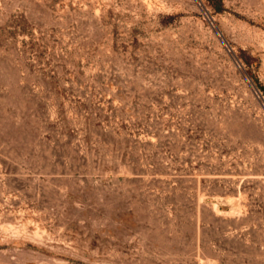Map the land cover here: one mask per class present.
I'll return each mask as SVG.
<instances>
[{"label": "rangeland", "instance_id": "1", "mask_svg": "<svg viewBox=\"0 0 264 264\" xmlns=\"http://www.w3.org/2000/svg\"><path fill=\"white\" fill-rule=\"evenodd\" d=\"M0 264H264V0H0Z\"/></svg>", "mask_w": 264, "mask_h": 264}]
</instances>
